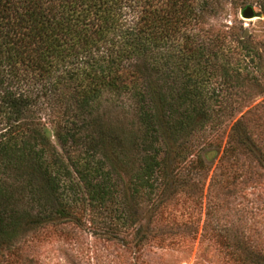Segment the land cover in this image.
Instances as JSON below:
<instances>
[{
    "label": "trees",
    "instance_id": "1",
    "mask_svg": "<svg viewBox=\"0 0 264 264\" xmlns=\"http://www.w3.org/2000/svg\"><path fill=\"white\" fill-rule=\"evenodd\" d=\"M246 6L264 16V0H0V247L80 214L153 222L197 187L208 131L264 165L227 114L261 84L264 56L226 22ZM108 96L132 101L127 126L104 121Z\"/></svg>",
    "mask_w": 264,
    "mask_h": 264
},
{
    "label": "rangeland",
    "instance_id": "2",
    "mask_svg": "<svg viewBox=\"0 0 264 264\" xmlns=\"http://www.w3.org/2000/svg\"><path fill=\"white\" fill-rule=\"evenodd\" d=\"M253 8L256 17L242 19L240 10L226 22L263 59L264 16ZM249 70L260 87L233 90L229 99L239 112L227 114L251 121L249 133L264 156V66ZM101 111L106 123L127 126L133 103L108 96ZM205 135L212 145L204 148L206 168L191 174L197 187L179 194L153 222L146 211L128 228L113 213L80 214L77 221L60 220L1 246L0 264H264V165L238 147L226 154L227 130L217 140L214 131Z\"/></svg>",
    "mask_w": 264,
    "mask_h": 264
},
{
    "label": "water",
    "instance_id": "3",
    "mask_svg": "<svg viewBox=\"0 0 264 264\" xmlns=\"http://www.w3.org/2000/svg\"><path fill=\"white\" fill-rule=\"evenodd\" d=\"M240 16L242 19H252L256 17V13L252 6H246L240 11Z\"/></svg>",
    "mask_w": 264,
    "mask_h": 264
}]
</instances>
